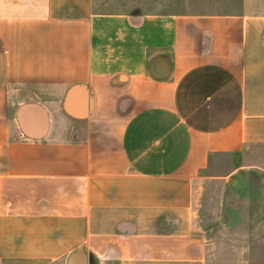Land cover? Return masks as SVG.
<instances>
[{"label": "crops", "instance_id": "1", "mask_svg": "<svg viewBox=\"0 0 264 264\" xmlns=\"http://www.w3.org/2000/svg\"><path fill=\"white\" fill-rule=\"evenodd\" d=\"M263 202L264 0H0V264H251Z\"/></svg>", "mask_w": 264, "mask_h": 264}, {"label": "rangeland", "instance_id": "2", "mask_svg": "<svg viewBox=\"0 0 264 264\" xmlns=\"http://www.w3.org/2000/svg\"><path fill=\"white\" fill-rule=\"evenodd\" d=\"M248 211L249 216L244 218H237L234 225L237 226L236 229L241 231V233L244 232L245 238L247 239V243L249 246V252L250 254H252L251 264H264V231H255V221L256 219H259L260 213L259 210H257V215L255 210ZM82 262L78 261V258H76L75 264H82Z\"/></svg>", "mask_w": 264, "mask_h": 264}]
</instances>
